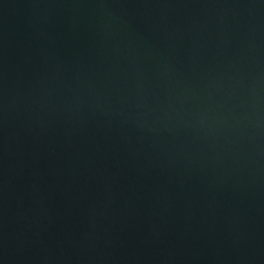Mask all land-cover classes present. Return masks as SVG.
I'll return each instance as SVG.
<instances>
[{"label":"water","instance_id":"1","mask_svg":"<svg viewBox=\"0 0 264 264\" xmlns=\"http://www.w3.org/2000/svg\"><path fill=\"white\" fill-rule=\"evenodd\" d=\"M0 264H264V0H0Z\"/></svg>","mask_w":264,"mask_h":264}]
</instances>
